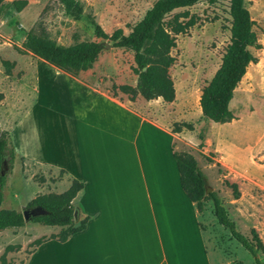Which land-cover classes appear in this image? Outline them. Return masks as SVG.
<instances>
[{
	"label": "rangeland",
	"instance_id": "1",
	"mask_svg": "<svg viewBox=\"0 0 264 264\" xmlns=\"http://www.w3.org/2000/svg\"><path fill=\"white\" fill-rule=\"evenodd\" d=\"M11 1L3 0L0 13V131L15 156L12 162L7 157L0 163V175L6 176L1 208L29 211L31 199L60 194L73 178L67 171L61 173L60 166L19 153L16 144H23L36 157L66 166L81 178L89 205L90 192L114 193V197L125 192V199H136L145 208L153 206L160 218L167 213L178 226L179 245L186 255L178 264H255L217 222L210 199L198 213L210 251L207 260L194 235V213L168 149L192 154L206 176L205 193L216 192L237 230L250 238L254 229L264 243V0H244L261 48H251L257 62L247 66L234 89L230 109L235 118L227 123L205 118L199 97L230 42L229 0L198 1L165 16V21L174 16L182 22L195 20L185 33L175 35L170 51L174 58L168 68L175 88L172 102L146 100L140 93L129 100L118 89L112 94L113 85L135 87L137 83L132 50L117 47L114 41L99 39L103 49L97 60L76 73L54 67L23 46L32 29L43 30L64 46L96 40V25L108 35L117 29L127 34L157 0H75L81 9L74 14L66 12L61 0H27L19 12ZM98 95L131 108V125L125 132L131 139L137 133L136 144L107 134L120 131L123 115ZM174 123L190 124L192 130L173 133ZM79 142L81 156L74 154ZM226 182L237 184L238 197ZM73 204L80 207L76 199ZM28 217L20 227L0 230V264H58L53 242L42 246L35 257L29 255L37 239L58 240L66 227L42 225ZM81 218L78 213L73 226ZM259 257L264 262V252Z\"/></svg>",
	"mask_w": 264,
	"mask_h": 264
},
{
	"label": "trees",
	"instance_id": "2",
	"mask_svg": "<svg viewBox=\"0 0 264 264\" xmlns=\"http://www.w3.org/2000/svg\"><path fill=\"white\" fill-rule=\"evenodd\" d=\"M67 13L74 14L80 11L79 3L75 0H61ZM198 1H206L210 4L219 0H157L137 22L131 31L124 34L121 29L108 35L99 26H95L93 41H80L67 46L57 44L43 31L29 30L25 36L23 46L32 54L47 61L54 67L76 73L92 66L103 49L100 40L114 41L117 47L132 50L135 66L133 73L137 76L135 87L123 84L113 85L110 89L113 95L116 90L127 94L129 100H133L140 93L146 100L161 98L164 102H172L175 97V88L168 68L174 58L170 54L175 45V35L185 33L195 20L191 17L186 22L178 20L177 16L165 21V16L174 9L190 6ZM27 0H12L11 5L16 11H21ZM3 0H0V13L3 8ZM230 42L222 55L221 63L212 78L201 88L199 106L201 114L217 123H227L235 118L230 109V102L234 95V89L246 72L250 63L257 62L251 48L259 49L261 44L253 29L254 21L244 5V0H229ZM100 39V40H99ZM8 64V62H5ZM145 68V69H143ZM186 128L192 130L187 123H174L172 132L178 133ZM15 156L13 146L8 144L7 137L0 131V163L7 157L12 162ZM176 161L180 185L187 198L193 202L198 212L203 211V202L210 199L213 215L217 222L228 230L230 236L237 241L253 258L255 264H264L259 257V252H264V243L258 233L251 229L249 238L238 231L235 222L228 216L221 200L216 192L205 193L206 176L199 168L195 157L188 152H173ZM61 173L65 170L60 169ZM6 176L0 175V230L20 227L24 224L22 212L14 209H3L1 204L4 198L3 189ZM232 189L234 197L239 196L236 183L226 182ZM83 184L72 179L67 190L60 194H42L31 199L27 207L40 208L44 213L30 214V220L46 226H65L59 241H65L70 235L85 228L88 216L83 215L79 224L73 226L76 220L74 212L77 208L72 200L82 189ZM79 211H77V214ZM44 240L37 239L36 246Z\"/></svg>",
	"mask_w": 264,
	"mask_h": 264
},
{
	"label": "crops",
	"instance_id": "3",
	"mask_svg": "<svg viewBox=\"0 0 264 264\" xmlns=\"http://www.w3.org/2000/svg\"><path fill=\"white\" fill-rule=\"evenodd\" d=\"M101 97L111 103L115 111H122L123 115L120 127L117 128L120 131L114 134L110 130L107 134L114 135L128 144H136L137 133H134L131 139L129 133L127 135L125 132L126 128L131 125L130 115L133 113L131 108L114 98ZM77 113L79 111L76 109L74 114ZM143 125L137 124V126ZM148 128L157 131L152 126ZM16 149L19 153L36 161L60 166L73 177L72 179L80 181L83 187L74 197L80 207L74 206L82 216H88L84 229L70 235L65 241L44 240L30 253L31 258L35 257L38 250L47 242L54 243L52 249L57 252L58 264H178L179 260L186 256L179 245L178 226L175 222L173 223L172 218L170 221L167 213L163 216L164 218H160L153 206L149 205L145 208L136 199L134 201L125 199L127 196L125 192L119 197H114V193L106 194L104 191L90 192L92 197L91 205H89L85 198V182L69 172L66 166L57 164L48 158L36 157L32 151L24 149L23 144H16ZM168 153L172 158L171 150L168 149ZM74 154L82 155L80 142L75 146ZM177 179L180 184L179 173ZM182 193L185 195L183 190ZM107 195L109 196L105 200ZM190 206L194 213V235L198 237L200 248L207 255V260H210V251L206 248L203 232L198 224L199 212L191 201Z\"/></svg>",
	"mask_w": 264,
	"mask_h": 264
},
{
	"label": "water",
	"instance_id": "4",
	"mask_svg": "<svg viewBox=\"0 0 264 264\" xmlns=\"http://www.w3.org/2000/svg\"><path fill=\"white\" fill-rule=\"evenodd\" d=\"M143 69H145V68H143ZM31 211V213L32 214H40V213H44V211L42 210V209H40V208H34L33 210H30ZM22 214H23V217H24V220H28V211L27 210H24L23 212H22ZM74 216H75V218H76V216H77V211H75L74 212Z\"/></svg>",
	"mask_w": 264,
	"mask_h": 264
}]
</instances>
